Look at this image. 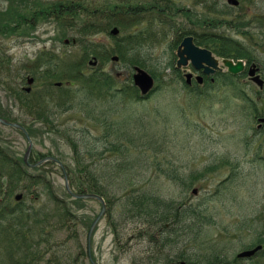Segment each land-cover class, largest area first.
I'll use <instances>...</instances> for the list:
<instances>
[{"label":"rangeland","instance_id":"rangeland-1","mask_svg":"<svg viewBox=\"0 0 264 264\" xmlns=\"http://www.w3.org/2000/svg\"><path fill=\"white\" fill-rule=\"evenodd\" d=\"M57 1L68 0H26L24 5L17 0H0V62L11 70V74L22 66H29L40 52L55 54L60 60H78L77 49L70 45L71 39L75 38L74 32L41 17L36 18V24H23V17H30L31 11L39 8L37 2ZM93 1H98L95 3L98 7L118 3V0H109L108 3L105 0ZM159 1L166 6L162 0H132L131 4L148 6ZM238 1L240 5L229 11L226 0L206 1L207 6L213 4L218 12H228L230 16L216 17L207 13L202 4L196 5L194 0H171L170 4L174 3V9L179 11L168 12L161 23L156 20L158 11L151 10L154 20L152 31L163 32L164 35L158 37V42L154 39L153 44L145 47L142 55L156 75L157 90L140 101L123 98L113 104L93 102L95 115L105 112L110 121L119 124V134H124V167L119 174L122 178L118 180L120 187H124V202L126 195L133 192L173 203L181 206V210L201 211L195 226L185 230L180 225L182 229L178 234L168 239L167 235L175 225L162 234L158 228L147 230L139 218L118 216L112 218L117 224L116 235L106 211L91 236L90 253L96 264L204 263L212 254L220 255L226 264H264V258L255 259V262L236 261V255L250 247L257 235L263 233L258 221L264 210V129L257 128L259 121L255 115H264V105L256 99L255 87L246 79L242 86L247 101L237 91L221 86L198 96L176 81L170 67L176 60V50H171L176 33L183 27L196 31L195 24L202 18L207 21V26H215V32L231 36L255 50L256 56L264 62V0ZM5 26L9 30L7 33L1 29ZM221 26H230V29ZM66 40L69 42L65 43ZM93 40L107 47L113 46L110 36L105 33L94 36ZM172 57H175L173 62ZM101 68L117 76V86L123 85L133 73V66L129 70L121 61L108 60ZM143 69L151 74L147 68ZM19 80L15 79L17 83ZM21 87L27 85L24 83ZM0 102L13 116L31 121L29 117L20 115L17 104L1 87ZM253 105L259 114L254 112ZM82 117L83 114L76 110L55 116L60 127L69 128L75 138L85 135L79 132L85 126L91 135L99 138L100 127L82 120ZM33 125L29 162L34 163L50 152L65 166H72V152L66 142L56 139L59 137L40 124ZM0 135L6 142L1 144L22 158L27 148L23 135L1 125ZM84 141L90 143L87 135ZM113 156L108 153L95 161L99 160L104 165L112 161ZM25 169L32 176L41 175L51 184L56 197L71 203L66 199L58 166L45 165L39 171ZM96 173L107 178L114 174L110 169L97 170ZM101 182L110 198L109 192L114 188L112 180ZM193 189H196V194H192ZM35 192L38 201L25 196V205L35 208L51 205L43 187L39 186ZM20 193L24 194L19 190L14 195ZM72 209L77 220H82L77 225V238L68 240L66 233L58 234L60 245L57 252L71 256L72 260L67 264H90L86 256V235L101 206L96 200H88ZM148 233L152 235L147 237Z\"/></svg>","mask_w":264,"mask_h":264},{"label":"trees","instance_id":"trees-1","mask_svg":"<svg viewBox=\"0 0 264 264\" xmlns=\"http://www.w3.org/2000/svg\"><path fill=\"white\" fill-rule=\"evenodd\" d=\"M17 1L22 5L26 2V0ZM131 1L118 0V3L112 6L110 4L103 7L95 5L98 1L93 0H68L47 4L37 2L39 8L31 11L30 17L24 16L23 24H36V18L41 17L55 22L67 31L74 32L75 38L71 39L70 45L77 49L78 60H60L55 54L40 52L29 66H22L15 71V74H11V70L0 62V87L17 104L20 115L29 117L30 122L39 123L42 128L59 137L56 139H63L66 142L72 152V166L66 167L70 187L78 194L93 193L104 199L114 232L117 224L112 221L113 217L139 218L148 226L175 225L173 230H168L169 235L165 237L168 239L178 234L177 228L182 229L180 225L186 229L189 228L188 226H195L199 211L181 210V206L133 192L126 195L124 202V187L118 184L120 182L118 180L122 178L119 174L124 167L122 161L125 147L124 134H119L121 130L119 124L110 121L105 112L101 111L98 113L100 115H95L96 107L92 105L93 102L99 101L113 104L123 98L131 101L140 99L130 76L123 85L117 86L116 75L104 72L101 68L112 56H117L128 69L130 66L147 68L157 80L151 65L142 55L145 47L153 44L151 42L154 39L158 42V37L164 35L163 32L152 31L154 20L151 18L153 12L150 11H158L156 20L161 23L168 12L179 10L174 9V3L170 4L171 0L161 1L166 3V6L160 4V1L148 6L133 5ZM206 1L194 0V3L202 4L207 13L216 17L230 16L228 12H218L213 4L207 6ZM108 2L109 0H105V3ZM14 3L16 4L13 1ZM195 25L196 31H189L183 27L179 33H176V41L171 46L172 51L183 37L192 35L196 45L209 49L218 57L232 60L253 57L252 53L236 40L222 37L214 32L215 26H207V21L203 18ZM114 26L120 31L117 37L109 35L110 29ZM1 29L3 33L9 31L7 26ZM132 29L135 31L131 32ZM102 33L110 36L113 46L107 47L93 40L94 36ZM91 56L97 58L100 65L95 68L88 67L87 63ZM170 67L177 75L178 71L174 66L171 64ZM25 74L31 76L34 81V88L29 93L21 89L27 77ZM15 79L20 80L17 83ZM55 82H61L62 86L54 87ZM242 99L247 101L244 96ZM262 104L264 105V96H262ZM5 107L0 102V118L20 123L33 138L34 123L13 116L8 107ZM72 110L82 113V120L100 127L102 130L100 137L95 138L91 135L87 126L79 130L80 133L85 134L79 139L70 133L69 128H61L55 116ZM86 135L90 140L89 144L84 141ZM1 143L6 142L0 135V264H67L72 258L69 254H58L60 239L57 235L66 233V238L73 241L77 238V225L82 220H77L72 207H80L85 201L73 200L66 194V199L71 201L68 204L66 200L56 197L51 184L45 178L41 175L28 174L22 158L13 155ZM108 153L114 155L112 161L104 165L99 160L95 161L97 157L101 159ZM50 154L49 152L47 155ZM44 165L54 166L51 162ZM108 169L114 172L109 178L96 173L97 170ZM106 179H111L114 185V188L108 191L112 199L108 197L106 188L101 182ZM39 186L46 191L45 196L51 205H43L39 208L25 205V196L30 197V200L38 201L35 199L38 198L35 190ZM19 190L24 194L22 199L16 201L14 193ZM259 221L263 233L256 232L259 235L255 242L264 246V210ZM263 258L264 249L257 256L256 261ZM209 259L207 263L192 261L189 264H224L220 255L212 254Z\"/></svg>","mask_w":264,"mask_h":264},{"label":"water","instance_id":"water-1","mask_svg":"<svg viewBox=\"0 0 264 264\" xmlns=\"http://www.w3.org/2000/svg\"><path fill=\"white\" fill-rule=\"evenodd\" d=\"M227 3L229 5L232 6H237L238 2L237 0H227ZM110 34L112 36H116L118 34V29L117 28H113L110 31ZM176 56H177V61H176V67L178 69L182 68V67H186L188 65V63L191 64V66L196 69V70H200L201 68H204V73L205 74H209V73H213L214 70H211L210 68H217V61L216 59L212 56V53L204 48H200L197 47L193 44V39L192 37L188 36L185 37L182 42L180 43V45L177 48V52H176ZM112 61H117L116 57L112 58ZM93 65H95V61L92 62ZM224 65L228 68V71L232 74H237L239 73L242 69H243V65L242 62H237L236 64H233L231 61H223ZM135 73L132 76V80H133V84L134 86L140 91V94L142 96L147 95L152 87H153V79L142 69L135 67L134 68ZM255 69L251 68L248 72L249 77H251L252 81L255 82L259 87H262V80L259 79L258 76H254L255 74ZM191 75L187 74L185 75L186 81L189 83ZM57 86L60 85V83L56 84ZM0 125L5 126V127H13L18 129L20 132H22V134L24 135L25 139L28 142V147L26 149V152L24 154V163L26 165H28V157L29 154L31 152L32 149V141L28 135V133L26 132V130L17 123H11L8 122L2 118H0ZM53 161L54 163H56L60 169L62 170L63 173V179H64V188L65 191L67 192V194H69L73 199H82V200H86V199H94L97 200L100 204H101V211L98 214V216L96 217V219L93 221L92 225L90 226L88 233H87V255L89 260L92 262L91 256H90V239H91V235L92 232L94 230L95 225L97 224L98 220L101 218V216L103 215L104 211H105V203L103 201V199L100 196L94 195V194H75L71 191L69 183H68V179L66 176V172L65 169L63 167V165L55 158L53 157H47L44 160H41L39 162H37L34 165H31L30 167H35L45 161ZM29 166V165H28ZM193 193L195 194L196 191L193 190ZM20 195L16 197V199H20ZM261 250V246H257L252 250H248V251H244L241 252L240 254H238L239 258H247V257H251L253 256L257 251ZM92 264H94L92 262Z\"/></svg>","mask_w":264,"mask_h":264},{"label":"flooded vegetation","instance_id":"flooded-vegetation-1","mask_svg":"<svg viewBox=\"0 0 264 264\" xmlns=\"http://www.w3.org/2000/svg\"><path fill=\"white\" fill-rule=\"evenodd\" d=\"M222 60L223 59H221V61ZM233 62H236V61H233ZM242 62H243V71L237 75L230 74L227 68L224 67L221 63L219 64V68L215 70L214 73L211 75L204 74L202 69L199 71H192V69H189L193 75V78H191L190 80L191 83L188 86V90L194 91V92L195 91L199 92L202 90V88H205V90H208V91L215 90L216 86H221V84L226 81L233 82L228 85L229 86L232 85L235 87L238 86L237 83L243 82L245 81V79L247 80V82H251L250 79L248 78L247 73H248L249 68L252 66H255L258 69L257 74H259V76L264 80V66L258 60H256L255 58H251V59H244L242 60ZM197 77L200 78L199 82L196 80ZM263 90L264 88L262 90L256 89L255 95L258 92H262Z\"/></svg>","mask_w":264,"mask_h":264}]
</instances>
